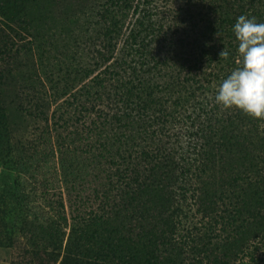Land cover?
Returning <instances> with one entry per match:
<instances>
[{"label": "trees", "instance_id": "trees-1", "mask_svg": "<svg viewBox=\"0 0 264 264\" xmlns=\"http://www.w3.org/2000/svg\"><path fill=\"white\" fill-rule=\"evenodd\" d=\"M156 1L59 0L62 22L86 19L90 61L75 74H37L33 81L40 83L28 95L36 105L30 99L29 107L17 103L23 115L44 123L45 143H59L58 186L50 188L45 179L39 193L28 187L34 174L16 151L26 150L33 137L7 145L10 129L0 101V244L18 248L23 238L27 264H231L227 257L245 254L264 264V249L254 256L247 241L240 251L221 254L237 238L233 230L247 234L254 224L260 225L256 248L264 242V180L258 184L254 177L256 130L242 126L254 125L251 116L223 110L214 99L237 67L236 19L255 16L264 23V0H203L202 25L177 5L159 16ZM97 12L102 24L92 26ZM172 26L184 32L172 33ZM5 31L0 28V88L12 72L11 57L22 50ZM224 48L227 59L219 55ZM158 82L172 95L163 98ZM197 99L201 103L192 108ZM76 122L89 134L88 147L80 150L69 131ZM54 152L41 157L48 160ZM77 176L94 179L99 201L75 219L64 247L69 218L63 188L70 194ZM238 190L239 201H223ZM229 204L235 209L222 215L228 224L222 244L208 227L187 225L196 214L212 219Z\"/></svg>", "mask_w": 264, "mask_h": 264}, {"label": "rangeland", "instance_id": "rangeland-1", "mask_svg": "<svg viewBox=\"0 0 264 264\" xmlns=\"http://www.w3.org/2000/svg\"><path fill=\"white\" fill-rule=\"evenodd\" d=\"M178 3L179 4H177V0H157L155 6L159 8L157 11L158 15L162 16L164 15L163 13L171 14L172 10L177 5L176 7L184 17L189 19V16L193 14L194 16L191 20H195L197 25L203 24L201 20L202 13L200 11L203 7V0H178ZM59 9V0H0V28L6 30V33L14 37L15 44L22 49L17 55L11 57L10 67L12 68V72H6L5 78L1 81L0 101L5 106L8 127L10 129L7 145L10 146L15 138H21L22 136H27L28 138L33 137L29 145L25 146L26 150L20 148L16 153L18 159L23 156L28 160L26 162L29 168L28 171L34 174V176H30L31 185H28V187L35 188L38 193L44 188L43 182L45 179H48V181L52 183L49 184L50 188L51 185L58 186L59 178H57V176H59V170L56 171L57 164H55V162H57L59 155V150L57 149L59 143L55 142V145L53 142L52 144L45 143L41 138L44 123L33 119L32 116L28 117L23 115L18 105L22 101L24 107L25 105L29 107L28 101L30 98L28 95L35 91V86L40 83L36 81L35 84L33 81L37 74L45 76L49 72H52L56 75L60 73L61 70L67 71L70 74H75L84 65L83 63H88V57H91L93 45L90 40H88L89 33H86L88 29L86 28L87 26L82 25L86 19H82L80 24L72 22L64 23L60 19ZM90 17H93V13ZM98 21L102 24V17L97 12L92 26ZM90 26L89 24V27ZM179 27L182 28L181 26ZM172 28L171 32L177 35L184 32V30L182 31L183 28L179 29L176 28V26H172ZM62 32L65 33V35ZM93 32L95 33L94 30ZM39 33L41 34L40 39L37 37ZM70 34H73L75 38L69 37ZM95 35L97 34L95 33ZM97 37H100L99 33ZM63 73L62 71L61 74ZM47 82L51 81L47 80ZM154 84L163 98L169 96L168 93L170 91L167 92L168 86L166 83L162 84L158 82ZM177 92L178 90L174 95H176ZM170 94L172 95V92H170ZM179 94L180 92L178 95ZM30 100H33L30 105H36L33 97ZM200 103L201 100L197 99L195 104L191 105V107L197 108ZM30 108L35 110L34 106H30ZM252 120L254 121V125L252 122L250 124L249 121L248 124L243 123L242 126L244 128L246 126L251 127L250 129L254 128L256 130V132L253 133V137H256L259 143L256 145L257 152L255 153L258 162V170L254 177L256 183L259 184V182L264 180V162H262L264 161V119L252 118ZM69 131L71 133V138L76 140L75 143L78 144V150L82 147H88L87 143L89 141L87 137L89 134L87 133L86 125L81 122H76L75 127ZM46 150L50 155L55 151V156H51L48 160L43 159L41 154ZM29 157L30 159H28ZM1 169L0 166V170ZM96 189V183L90 176L86 178L80 176L76 179L75 188L70 189V194L67 196V192H65L66 189L63 188L66 212L69 218L68 225L64 228L66 232L64 247L67 241L71 240L73 236L70 226H72L75 219L79 217V214L84 215L86 212L89 214L92 209L98 206L99 199L97 198ZM248 192L252 197L258 196L256 195L255 189H249ZM228 194L229 196L226 194L223 196V201H229L228 197L231 196L233 197V201H239L237 196L239 190L236 191L235 194L231 192ZM246 200L250 202V199ZM240 202L243 203L242 200ZM260 205L264 206L262 200ZM0 207L2 209L5 208V206L1 204ZM221 209H224V207H221ZM231 209H235V207L229 204L227 209L222 210L221 214H217L212 219L204 218L201 214H196L193 216V220L190 219L187 225L194 223L192 227L202 231L208 227L211 229L212 237H218V241L222 244V238L228 236V231H226L228 228V224L226 223L227 218L223 219L222 215L226 216L228 210ZM235 225H238V223ZM256 227H260V225L254 224L252 229L249 231L245 230L247 234L241 232L236 233L233 230L231 235L237 238H231L226 249L221 250L222 257L225 258V250L229 253L240 251L242 242L246 241L249 246L247 250L251 251V253L253 252L254 256H260L264 249V242L256 248L257 242H255L256 237H254L257 232ZM23 240L22 238L21 245L18 248L0 244V264H27L30 261V255L26 252L29 246L26 245ZM226 259H230L231 264H254L253 258L247 254L242 255L241 258L237 256L235 261L229 257ZM208 263V261L204 260L202 264Z\"/></svg>", "mask_w": 264, "mask_h": 264}, {"label": "clouds", "instance_id": "clouds-1", "mask_svg": "<svg viewBox=\"0 0 264 264\" xmlns=\"http://www.w3.org/2000/svg\"><path fill=\"white\" fill-rule=\"evenodd\" d=\"M238 41L237 67L216 90L215 103L223 110L239 109L254 119H264V23L240 15L233 26ZM221 59L229 52L224 48Z\"/></svg>", "mask_w": 264, "mask_h": 264}]
</instances>
